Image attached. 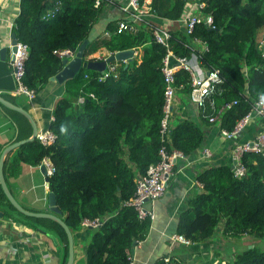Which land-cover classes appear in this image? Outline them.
Returning <instances> with one entry per match:
<instances>
[{
	"label": "trees",
	"instance_id": "obj_1",
	"mask_svg": "<svg viewBox=\"0 0 264 264\" xmlns=\"http://www.w3.org/2000/svg\"><path fill=\"white\" fill-rule=\"evenodd\" d=\"M200 1L204 6L199 14L210 16L213 27L200 21L191 34L177 28L170 31L167 43L176 55L195 52L206 71L218 70L222 83L206 98L200 109L201 120L212 124L209 118L216 116L215 123L231 131L258 95H264V57L255 44L258 31L264 33V0ZM124 2L101 0L95 7L93 0H20L12 27L14 38L28 47L23 83L35 92L61 70L62 58L54 53L56 50L76 51L84 40H88L84 59L100 48L109 53L141 50V56L127 64L117 61L119 66L104 80H99L101 73L85 68L66 80L48 125L56 136L53 143L26 140L12 156L8 152L4 158L3 173L13 177L23 163L39 165L42 159L48 160L53 167L47 175L48 189L71 234L80 229L83 219L101 221L99 227L91 228L84 264H126L132 243L143 240L150 226L149 220H139L124 202L133 197L136 177L158 160L163 104L160 65L166 47L154 41L152 23H142L135 34L115 33L117 22L123 18L121 12L118 19L106 23L108 37L89 36L105 5L119 10ZM186 3L151 0L149 7L154 16L175 21ZM194 38L204 42L207 49L200 50ZM188 83L186 72H176L175 84L183 86L179 91L188 94ZM232 101L236 104L226 108ZM257 119L264 127V115ZM168 136V149L180 150L184 156L198 149L204 138L200 127L187 119L171 123ZM242 163L245 173L240 177L233 175L230 159L197 174L201 190L188 200L176 223V233L191 242V249L200 244L207 248L218 230L225 237L245 234L264 241V150L244 153ZM0 211L33 229L47 223L46 231L54 234L58 243L60 264H66L68 240L58 222L19 212L1 185ZM247 247L225 263L209 259L201 264H264V244L260 247L253 242ZM155 264L183 263L172 257L168 263L161 259Z\"/></svg>",
	"mask_w": 264,
	"mask_h": 264
},
{
	"label": "crops",
	"instance_id": "obj_2",
	"mask_svg": "<svg viewBox=\"0 0 264 264\" xmlns=\"http://www.w3.org/2000/svg\"><path fill=\"white\" fill-rule=\"evenodd\" d=\"M144 1L146 5H150L151 0ZM19 3L20 0H0V49H6L4 58L0 57V98L23 110L26 114L17 111L22 117L12 115L0 103V158L7 146L19 141L31 140L33 130L38 132L48 128L53 118L54 105L64 94L63 84L48 81L36 92L32 100H28L23 95H12L14 81L8 63L12 57L10 51L12 27L19 13ZM105 16L110 21L118 19L121 13L113 5L105 10ZM154 21L164 25L170 31L177 28L184 29L183 24L177 20L156 18ZM105 25L103 33L99 37H103L106 32ZM108 53L106 51L105 55ZM105 55L102 54V56ZM133 56L140 57L141 50H136ZM257 118L258 116L253 117L239 135L226 138L220 133L218 124L202 122L200 109L189 100L187 93L176 91L171 123L174 124L176 121L185 119L192 121L203 131V142L190 155L176 160L163 195L152 204L154 219L150 222L144 239L136 241L132 251L129 250L132 264H155L164 257H174L181 260L183 264H201L209 259H219L209 255L213 249L212 245L220 246L221 241L224 242L228 238L244 239L248 237L245 234L240 238L225 237L218 230L207 248H203L200 244L194 249H191L189 245L170 240L171 235L177 234L178 214L186 208L188 200L201 190V185L196 180L197 174L211 165L228 163L230 149L235 143L252 139L258 132L263 131L264 127L257 121ZM16 149L17 147L3 153V166L6 154L9 152V156H12ZM206 149L210 152V156L203 158L202 152ZM42 164V162L39 165L23 163L20 165L19 174L15 177L3 173L4 185L14 200L25 211L41 214L50 213L48 204L50 191L46 181L47 169L43 164L46 170L44 175L40 170ZM57 216L61 219L64 217L62 213ZM46 224L41 222L36 225L38 228L33 229L2 215L0 217V264H60L56 237L46 231ZM71 235L73 239L72 264H84V248L91 236V228L81 226ZM252 243L253 241L250 240L245 246H250ZM217 252L214 253L219 255ZM220 255L222 257L223 254ZM233 255L231 254L229 258Z\"/></svg>",
	"mask_w": 264,
	"mask_h": 264
},
{
	"label": "built area",
	"instance_id": "obj_3",
	"mask_svg": "<svg viewBox=\"0 0 264 264\" xmlns=\"http://www.w3.org/2000/svg\"><path fill=\"white\" fill-rule=\"evenodd\" d=\"M100 1L101 0H93L94 6H99ZM203 6L204 3L200 0H187L181 16L177 19V22L183 24L184 30L187 34H191L194 26L200 21H203V23L209 27H213L210 16L201 17L199 14V11L203 8ZM119 11L123 14V18L117 22L115 33L135 34L139 30L142 23H152L153 26L150 28L154 41L166 47V54L162 58L160 65V72L163 77V104L161 111L162 116L159 124L161 145L157 152L158 160L155 163L149 164L145 172L136 177L133 197L124 202L125 206L132 207L134 209L139 220L147 219L151 222L154 219V211L151 208L152 204L163 195L167 182L172 175L176 160L184 158V154L180 150H169L167 146L169 142L168 132L173 117L174 96L176 91L183 88L182 85L176 86L175 74L178 71H183L188 74V97L198 109H202L205 106L206 98L215 91L216 85L222 83V78L220 77L217 69L206 71L202 67L198 59V55L195 52H192L189 56L174 54L168 47L167 43L170 29L154 21L156 18H163L154 16L150 12L149 5H146L144 0H125V2L120 5ZM148 18H151V22ZM109 35L110 32L106 31L103 36L108 37ZM193 43L196 44L202 51L207 49L206 44L197 38L193 39ZM255 44L257 49L260 50L261 55L264 57L263 32L256 35ZM14 46L15 51L12 53V57L8 63V68L14 81L12 95H23L28 100H32L36 94L35 90L29 88L23 83L24 63L28 55V47L26 44L18 41ZM132 50L135 54L136 50ZM75 52L76 51L69 49L54 51V53L62 59H72ZM90 56H88V58H94L92 55ZM122 62L126 63L125 61ZM118 66L119 64L116 61L107 64L105 70L101 72L99 80H104L110 73H113ZM235 104L236 101H232L226 104V108H230ZM262 115H264V95L260 94L253 101L250 111H248L240 120L236 122L231 131L220 128V133L226 138L235 137L244 131L253 117ZM216 119V116H211L209 121L215 122ZM55 138V134L48 128L36 132L34 136V139L42 145H49L53 143ZM263 150L264 130L258 132L252 139L235 143L229 153L233 175L235 177H240L245 173V167L242 163V156L244 153H262ZM209 156L210 152L207 149L203 150L202 157L208 158ZM41 162L46 165L47 175H50L53 172L52 165L46 158L42 159ZM100 225L101 221L98 218L91 220L83 219L81 222L82 227L96 228ZM170 240L172 242H179L186 246L191 244L188 239L180 234L171 235ZM162 260L165 263H168L170 258L164 257ZM126 264H132L130 256H128V262Z\"/></svg>",
	"mask_w": 264,
	"mask_h": 264
},
{
	"label": "water",
	"instance_id": "obj_4",
	"mask_svg": "<svg viewBox=\"0 0 264 264\" xmlns=\"http://www.w3.org/2000/svg\"><path fill=\"white\" fill-rule=\"evenodd\" d=\"M17 42V40L14 38V35L12 34V40L10 43V51L12 53H14L15 51V43ZM88 43V40H84L76 49L75 55L72 59H67V58H63L62 59V68L60 71H58L54 76L49 78V81L51 82H56L58 84H64V82L68 79H72L73 77H75L77 75V73L85 68L91 71H97L99 73H101L103 70H105L106 65L112 62H117V61H125L127 64L128 62H130V60L133 57L134 51L132 49L129 50H124V51H117L114 53H110L108 55H106L105 57H100L99 59H95L93 60L92 58H86L84 59V50L85 47ZM4 54H6V49L1 48L0 49V57L1 59L4 58ZM95 58V57H94ZM0 103L3 104L4 106L8 107L9 109L21 112L26 114L23 110H20L18 108H16L13 105H10L7 101L3 100L0 98ZM36 134V131L33 130V135L32 138H34ZM25 141H19L16 142L14 144H11L9 146H7L4 150V152H7L15 147H18L19 145L23 144ZM3 153L1 155L0 158V185L1 188L6 196V198L8 199V201L21 213H23L24 215L30 216V217H36V218H49L52 219L56 222H58L62 228L64 229L66 235H67V240H68V257H67V262L66 264H72V260H73V239H72V235L70 233V231L68 230L66 224L64 223V221L58 217L57 215H60L61 211L57 208L56 204H55V197L54 194L52 192H50L48 194V204H49V211L50 213H33V212H28L25 211L15 200L14 198L9 194L8 190L6 189L5 185H4V176H3ZM231 169H232V165H231ZM40 170L41 172L45 175L46 174V170L44 165H40ZM46 181H47V177H46ZM0 217H2V212L0 211ZM136 241H134L132 243V246L130 248V251H132V248L135 246ZM25 264H31V263H25Z\"/></svg>",
	"mask_w": 264,
	"mask_h": 264
},
{
	"label": "rangeland",
	"instance_id": "obj_5",
	"mask_svg": "<svg viewBox=\"0 0 264 264\" xmlns=\"http://www.w3.org/2000/svg\"><path fill=\"white\" fill-rule=\"evenodd\" d=\"M109 7H112V6L107 4L102 9L98 19L93 24V26H92V28L90 30V34H89L90 38L96 39L103 33L104 25L109 20V18L105 16V10L108 9ZM260 31L261 30H259L258 32H260ZM105 53H106V50L104 48H100L96 52H94V53H92L90 55L94 56L95 58H100V57H102V54L105 55ZM250 240L253 241L256 245H258L260 247L264 244L263 240H258V239L254 238L252 236H249V235H248V237H245L244 239H229L228 238V240L226 239L224 242L221 241V243L219 244L220 246H218V244L216 246L212 245L213 249L211 250L209 255H211L213 257L216 256L219 259L223 258V262L225 263V261L227 259H229L231 254L232 255L235 254V253L239 254L244 249L248 248L247 246H245V244H247L248 241H250ZM240 243H242V244H240ZM215 251H218L217 253L219 255L214 253ZM221 253L223 254L222 257L220 255ZM218 260L215 259V261H218Z\"/></svg>",
	"mask_w": 264,
	"mask_h": 264
}]
</instances>
